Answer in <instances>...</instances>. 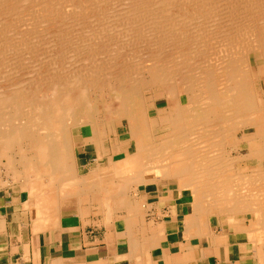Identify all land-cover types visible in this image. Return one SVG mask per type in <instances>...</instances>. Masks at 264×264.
<instances>
[{
	"label": "bare ground",
	"instance_id": "bare-ground-1",
	"mask_svg": "<svg viewBox=\"0 0 264 264\" xmlns=\"http://www.w3.org/2000/svg\"><path fill=\"white\" fill-rule=\"evenodd\" d=\"M25 1L46 3L43 8L34 6L36 16L53 12L63 18L56 7L61 0H0V69L11 75L18 68L25 69L26 75H9V87H0V161L7 158L14 177L23 180L22 188L33 194L42 184L58 189L67 181L81 182L75 173L73 139L64 120L94 124L99 110L89 90L90 85L100 83V113L115 122V127L126 123L129 138L135 140V151L127 154L126 162L162 169L182 187H190L194 214L202 228L209 226L210 214L219 220L222 214H233L238 228L249 217L250 226L244 230L260 241L256 254L259 264H264V0H86L83 6L80 1L69 13L72 20L62 19L64 26L73 27L62 30V37L42 35L30 22L9 19L22 11ZM108 4L126 6L119 14L111 8L118 20L105 22L115 28H100L98 16L96 22L88 21L94 16L88 18L89 12L100 14L101 6ZM108 11L102 16H115ZM81 25L95 28L83 30ZM73 31L94 35L71 38L67 34ZM111 31L125 36H101ZM168 46L178 52L182 67L173 68L163 61ZM103 49L106 52L99 61L97 55ZM127 50L131 51L128 56ZM8 52H14L17 60L7 64ZM22 52L64 53L44 68L33 65L27 70L19 65ZM66 52H88L89 62L63 58ZM4 74L0 73V80ZM155 88L162 96L156 95L149 106L145 91L154 93ZM161 99L166 106L159 108ZM91 132L94 138L100 136L102 147L106 133L94 125ZM113 133L118 134L117 130ZM118 148L124 150L122 144ZM12 149L19 150V158L12 157ZM120 179V185H127L125 178Z\"/></svg>",
	"mask_w": 264,
	"mask_h": 264
},
{
	"label": "crops",
	"instance_id": "crops-1",
	"mask_svg": "<svg viewBox=\"0 0 264 264\" xmlns=\"http://www.w3.org/2000/svg\"><path fill=\"white\" fill-rule=\"evenodd\" d=\"M120 139L114 133L100 147V136H82L74 153L80 183L42 184L33 194L0 184V264H250L242 233L210 217L202 228L192 190L154 167L127 163L135 150H120ZM41 198L47 204H37Z\"/></svg>",
	"mask_w": 264,
	"mask_h": 264
},
{
	"label": "rangeland",
	"instance_id": "rangeland-1",
	"mask_svg": "<svg viewBox=\"0 0 264 264\" xmlns=\"http://www.w3.org/2000/svg\"><path fill=\"white\" fill-rule=\"evenodd\" d=\"M80 1H82V3H80V4H82V6L83 5H85V4H88V2L86 3V0H61L60 1V3H58V5L56 6L57 7V12H58V10H59V12L60 13H62V15H63V18H61L62 16H57L56 15V13H47V12H45L42 16L41 15H39V16H36V15H34L36 12V8L34 7V6H37L38 5V7L39 6H41L42 8L45 6V4H41V5H39V2H29V1H25V4H27V5H25L24 3L22 4L23 6H21V9H22V11L21 10H19V14L16 16L15 15V17L13 16V17H9V19L11 18L12 20H16V19H21V21L23 22V21H25V23H27V22H30V23H32V24H30V25H33V27L36 29V30H38V31H42V35H50V36H52V37H62V35H63V33H62V30H66V27L69 29V30H71V29H73V27H71V24H68V25H66V26H64L61 22L64 20V21H71L70 20V16H69V13L70 12H72L73 10H75V7H76V5H78V3L80 2ZM27 2V3H26ZM30 3V4H29ZM28 4H29V6H28ZM61 4V5H60ZM69 4V5H68ZM61 6V7H60ZM67 6V7H66ZM110 6V7H109ZM112 6V7H111ZM116 7H113V5H107V6H105V5H103V6H101V7H103L102 9L104 10V7L107 9V11L108 10H110L112 13H114L115 14V11H117V14H119V12H121L122 11V9H123V11L122 12H124V10H125V8L124 7H126L125 6V4H121V5H115ZM118 6V7H117ZM29 7V8H28ZM72 7H74V8H72ZM72 8V9H71ZM111 8H114V10L112 11V9ZM23 9H25V11L26 12H24L23 11ZM34 9V10H33ZM62 9H63V11H62ZM106 9L103 11V10H101L100 11V14H96L95 12L94 13H91V12H89V14H88V18H91V16L94 14V16L92 17L93 19H88V21L90 22V21H94V22H96L97 20H95L96 18L99 20V18H100V21H102V24H104V25H100V28H108L109 27V29H110V27L111 28H115L113 25V27L112 26H110V25H107V22H105V20H108V22L109 23H111L112 21H115L116 19L118 20V17L116 16V14H115V16H112V17H110V18H108V19H106L105 17H103L102 16V12H105L106 11ZM117 9V10H116ZM121 11H120V10ZM68 10V11H67ZM21 11V12H20ZM34 11V12H33ZM88 11H91V9H88ZM126 11V10H125ZM179 12L178 10H176V9H174V12ZM109 12V11H108ZM175 12V13H176ZM24 15H23V14ZM28 14V15H27ZM53 14V15H52ZM68 14V15H67ZM111 14V13H110ZM113 14V15H114ZM27 15V17H25ZM48 15V16H47ZM50 15H51V17H50ZM67 17H66V16ZM21 16H23V18L21 17ZM29 16H30V18H29ZM46 16V17H45ZM54 16V17H53ZM69 16V17H68ZM99 18H98V17ZM35 17V18H34ZM37 17V18H36ZM39 17V18H38ZM41 17V18H40ZM103 19H102V18ZM52 18V19H51ZM66 18V19H65ZM105 18V19H104ZM113 18V19H112ZM34 19V20H33ZM55 19V20H54ZM61 19V21H59V20ZM63 19V20H62ZM69 19V20H68ZM110 19V20H109ZM47 20H49V21H47ZM87 20V19H86ZM112 20V21H111ZM119 20H121V17H119ZM59 21V22H58ZM80 21H82V20H80ZM85 21V20H84ZM46 24H45V23ZM52 22V23H51ZM59 23V24H58ZM106 23V24H105ZM45 24V25H44ZM39 25V26H38ZM58 25V26H57ZM226 25H227V23H226ZM41 26V27H40ZM48 26V27H47ZM49 26H51L50 28H49ZM82 27H80V28H86L85 26H83V25H81ZM102 26V27H101ZM70 27V28H69ZM227 27H229V26H227ZM77 28V27H76ZM95 28V25H91V26H88V28H86V29H94ZM42 29V30H41ZM51 29V30H50ZM83 29V30H84ZM57 32H56V31ZM107 30V29H106ZM112 30V29H111ZM44 32V33H43ZM46 32V33H45ZM53 32V33H52ZM59 32H61V33H59ZM56 33V34H55ZM58 33V34H57ZM91 32H88V34L87 33H84V34H80V33H76V31H73V32H70V33H68L67 35L68 36H70L71 38H75V37H79V36H85V37H87V36H90V35H92V34H90ZM111 33H112V35H111ZM90 34V35H89ZM113 34H115V35H113ZM55 35V36H54ZM94 35V34H93ZM92 35V36H93ZM113 36V37H111V38H114V36H115V38H117L116 37V35H117V33L116 32H110L109 34L107 33H105L104 35L102 34L101 36H103V37H110V36ZM118 35H119V33H118ZM117 35V36H118ZM124 34H120V37L119 38H121L122 36H123ZM125 36V35H124ZM71 38H68V40L69 39H71ZM123 38V37H122ZM108 42H110V41H108ZM108 42H106V44L108 45ZM110 44H112V42H110ZM103 45H104V43H103V41H101L100 42V46L101 47H103ZM171 47L172 46H168L167 48H166V52H168V53H164V58H163V61H167V64L168 65H170V67H173V68H177V66L176 65H178V66H180L181 65V67H182V64H181V60H180V58H178V52H177V50H176V52L177 53H175V51L173 50V48L171 49ZM170 48V49H169ZM101 49V48H100ZM171 50V51H170ZM148 50H146V51H144V52H147ZM106 52V50H100V52H98V55H97V59L100 61V57L102 56V55H104V53ZM109 52V51H108ZM129 52V53H128ZM130 52L131 51H129V50H127V56L130 54ZM23 53V52H22ZM27 53V54H26ZM61 54H63L64 52H60ZM59 52H24L23 54H24V56H23V54H22V57H19L18 58V61L20 62L19 63V65H20V67H22V68H24V67H26L27 68V70L29 69V67H32V68H38V67H40L41 65H42V68H44L45 67V65L46 64H48L50 61H52V60H54V58L56 57V56H58L59 54H60ZM70 53H71V55H70ZM84 53V54H83ZM100 53H101V55H100ZM8 55H6V57L4 58V59H6V58H8V59H10V60H7L6 59V61H9V62H7V64L8 63H10V62H13V60L15 61V59L17 60V56H16V54H14V52H8L7 53ZM33 54H37L36 56H34V57H32V55ZM56 54V55H55ZM66 55H68V56H63V58H65L66 57V59L70 56V57H73L74 59H72L73 61H75L76 63H79V62H81V64L82 63H88L89 62V54H88V52H77V53H75V52H66L65 53ZM31 55V56H30ZM55 55V56H54ZM75 55V56H74ZM100 55V56H99ZM170 55V56H169ZM9 56V57H8ZM167 56H168V58H167ZM14 57V58H13ZM43 57V58H42ZM83 57H85V58H83ZM86 57H87V59H86ZM51 58V59H50ZM25 59V60H24ZM177 59V60H176ZM12 60V61H11ZM35 60V61H34ZM64 60V59H63ZM24 63H23V62ZM30 61V62H29ZM84 61V62H83ZM86 61V62H85ZM34 63V64H31V63ZM172 62V63H171ZM22 63V64H21ZM27 63H29V64H27ZM24 64V65H23ZM26 64V65H25ZM19 65H17V66H19ZM33 65H34V67H33ZM38 65V66H37ZM164 65H165V63H164ZM44 66V67H43ZM176 66V67H175ZM2 66L0 65V68H1ZM84 67H85V65H84ZM82 68V67H81ZM179 68V67H178ZM19 69V68H18ZM18 69H16L17 70V72L15 71L14 73L12 72V75H15V76H17V78H22L23 76H24V74H25V69H21V70H19L18 71ZM26 70V71H27ZM192 70H193V67H192ZM3 72L5 73L4 75H3V80H0V87H3L4 89H6L7 87H9V85H8V82H9V80L7 79V77H10V76H12L11 75V71H9L8 72V70H7V73H6V71H3L2 69H0V73L1 74H3ZM10 73V74H9ZM8 75V76H7ZM10 75V76H9ZM19 75H20V77H19ZM23 75V76H22ZM22 76V77H21ZM26 76V75H25ZM24 76V77H25ZM6 78V79H5ZM19 80V79H18ZM4 85V86H3ZM88 85H90V84H88ZM155 92L153 93V92H150V90H147L146 89V91H145V98H146V104H148L149 106H153V102H154V100H155V98H156V95H157V97L159 98V97H161L162 96V92H157L156 91V88L155 89H153ZM158 90V89H157ZM99 92V93H98ZM157 92V93H156ZM94 93H96V94H94ZM153 93V94H152ZM89 94H90V97H91V100L93 101L92 103H93V105L95 106V107H97L98 108V110H99V113L97 112V118L95 119V121H94V124H92V125H94L95 127H98L99 129H100V127L103 129V131L106 133V135L104 136V137H110L112 134H114L113 133V130H117V132L119 133V135H120V140H122L121 142V144L124 146V147H129V150H134L135 149V140H133V139H130L129 138V133L126 131V129H127V125H126V123H123V124H120L119 123V125L117 124V127H115L116 126V123L114 122V124H113V122L112 121H110V120H105V116L103 117L102 116V113H100V109L102 108L101 107V102H100V100H101V96H100V83L99 84H97V85H90V90H89ZM97 95H99V97L97 96ZM93 96H95V97H93ZM98 97V98H97ZM95 98V99H94ZM185 97L183 96V101L185 100L184 99ZM99 100V101H98ZM185 102V101H184ZM157 106H159V108H161V107H164V106H166V101L165 100H159V102L157 103ZM156 110L154 109V108H152L151 109V115H153V116H155L156 115ZM65 119V118H64ZM63 119V120H64ZM67 119V118H66ZM64 120L65 121V123H66V125L68 126V129L70 130V135L72 136L71 137V140H72V145H73V154L76 152V147H77V145H79L78 143H80V141H81V138H82V136L81 135H88V134H91V130H92V125H91V123L90 122H87V123H78V122H75V121H72L71 119H69L68 118V120ZM75 124H74V123ZM102 122V123H101ZM110 122V123H109ZM77 123V124H76ZM106 123V124H105ZM112 124V125H111ZM73 125V126H72ZM77 125H78V127H77ZM104 125V126H103ZM72 128H71V127ZM115 128V129H114ZM107 129V130H106ZM106 130V131H105ZM72 133V134H71ZM75 133V134H74ZM107 134H109V136L107 135ZM78 142V143H77ZM127 143V144H126ZM18 151L19 150H17V149H12L11 150V155H13L12 157L13 158H15V157H17V158H19V153H18ZM242 151H244V152H246L245 151V149L244 150H242ZM26 153H29L28 151L26 152ZM6 164V165H5ZM0 180H2L3 181V184H7L6 186H8V188L9 189H11V190H14V191H18V190H22L23 188H22V186H21V182L23 181H21V179H17L16 177H14L15 176V171H13L12 169V171L14 172V173H12V171L8 168V165H7V158H5V157H3L2 158V161H0ZM6 166V167H5ZM17 169L19 168V169H21L22 167L21 166H17L16 167ZM153 168V167H152ZM155 168V167H154ZM156 169V171L157 172H159L160 173V171L157 169V168H155ZM161 172H163V170L161 169ZM19 183V184H18ZM21 183V184H20ZM190 188V187H189ZM191 189V188H190ZM210 198V197H209ZM208 198V200H206V202L209 204V202H210V199ZM234 215L233 214H222V217H221V221L224 223V227L225 228H227V229H230V228H233V230L234 231H236V232H239V233H242V234H240L239 235V237L247 244L246 246H247V250H248V254H249V257H250V264H259V259H258V255L256 254V247H260L261 245V243H260V241L258 242V241H255V238L253 237V236H250L244 229L245 228H247L248 226H250L249 224H250V218L249 217H245L244 218V221L242 220V222H243V228H238V222L236 221V220H234V217H233ZM254 216V215H253ZM209 217H210V220H212V222H216V221H218L219 223H221L220 222V220H219V216H217L216 214H210L209 215ZM233 222H236V223H233ZM230 223V224H229ZM245 227V228H244ZM241 230H243V231H241ZM256 233H257V230H256ZM246 238V239H245ZM251 241H253V243L251 242ZM256 243V244H255ZM255 246H254V245ZM249 245V246H248ZM254 247V248H253ZM252 248L254 249V250H252Z\"/></svg>",
	"mask_w": 264,
	"mask_h": 264
}]
</instances>
